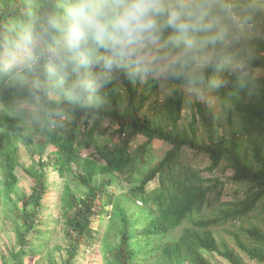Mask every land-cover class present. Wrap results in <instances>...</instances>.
Returning <instances> with one entry per match:
<instances>
[{
  "label": "trees",
  "instance_id": "trees-1",
  "mask_svg": "<svg viewBox=\"0 0 264 264\" xmlns=\"http://www.w3.org/2000/svg\"><path fill=\"white\" fill-rule=\"evenodd\" d=\"M19 3L0 0V14ZM255 47L253 72L264 36ZM233 90L214 94L217 108L197 101L186 123L178 83L162 95L121 76L97 119L77 114L49 137L26 129L0 89V223L15 235L0 264H75L99 242L103 264L264 263V75ZM156 142L170 146L159 157Z\"/></svg>",
  "mask_w": 264,
  "mask_h": 264
},
{
  "label": "clouds",
  "instance_id": "clouds-1",
  "mask_svg": "<svg viewBox=\"0 0 264 264\" xmlns=\"http://www.w3.org/2000/svg\"><path fill=\"white\" fill-rule=\"evenodd\" d=\"M261 36L264 0H20L0 14V89L26 129L59 137L121 76L190 100L251 91Z\"/></svg>",
  "mask_w": 264,
  "mask_h": 264
},
{
  "label": "rangeland",
  "instance_id": "rangeland-1",
  "mask_svg": "<svg viewBox=\"0 0 264 264\" xmlns=\"http://www.w3.org/2000/svg\"><path fill=\"white\" fill-rule=\"evenodd\" d=\"M254 73L256 74V77L262 76V75H264V68H261V67L256 68ZM160 92L162 95L166 94L164 89L161 87V85H160ZM127 96H128V93L123 92V100L120 102L123 105V107L128 104ZM214 97H215V95H214ZM152 101H153V99L146 102V105L149 106ZM197 101H199V100H194V99L190 100L187 97L186 107H185V112H184L186 123L191 120L192 112L194 109V104H196ZM202 102L203 103H210L212 106H215L216 108L219 107V104L217 102L216 97L211 102H208V101H202ZM199 134L202 137H205V135H206V132H204L203 128L200 126H199ZM169 147L170 146L168 144H160L159 142H156L155 146H154V153L159 157L161 155V153H164V150H162V149H167ZM198 160L204 161V160H202V158H199ZM24 186L26 188L29 187L28 185H26V182H25ZM232 187H236V186L235 185H229L227 188L228 191H231ZM57 190H60V184L57 185ZM106 222L107 221H105V223ZM14 243H15L14 233L11 232L8 228H6L4 223H2V224L0 223V259L3 256H7V254L9 253V250L11 248H13ZM245 259L248 262V264H264V263H259V262L254 261V260H250L248 257H245ZM216 260L221 264H232L230 261H228L224 257H216ZM103 262H104V258L102 256V249H101L100 242L96 244L95 248L92 250L91 253L85 252L75 260V264H103ZM12 263L13 262H11V264ZM28 264H37V263L34 261V259H29ZM41 264H45L44 260L41 262ZM182 264H189V263L183 262Z\"/></svg>",
  "mask_w": 264,
  "mask_h": 264
}]
</instances>
